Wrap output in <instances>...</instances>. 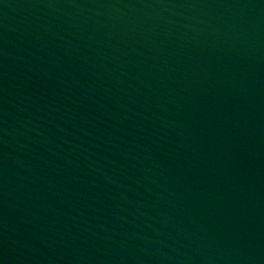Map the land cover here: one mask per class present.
Here are the masks:
<instances>
[{"label": "water", "instance_id": "water-1", "mask_svg": "<svg viewBox=\"0 0 264 264\" xmlns=\"http://www.w3.org/2000/svg\"><path fill=\"white\" fill-rule=\"evenodd\" d=\"M0 264H264V0H0Z\"/></svg>", "mask_w": 264, "mask_h": 264}]
</instances>
